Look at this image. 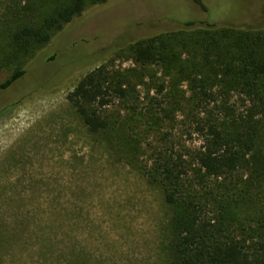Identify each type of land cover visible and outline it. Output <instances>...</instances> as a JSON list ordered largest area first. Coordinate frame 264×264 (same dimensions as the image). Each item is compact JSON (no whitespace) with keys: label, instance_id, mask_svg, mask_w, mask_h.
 <instances>
[{"label":"trees","instance_id":"1","mask_svg":"<svg viewBox=\"0 0 264 264\" xmlns=\"http://www.w3.org/2000/svg\"><path fill=\"white\" fill-rule=\"evenodd\" d=\"M108 1L10 0L4 20L14 67L0 89L25 75L18 61ZM128 53L132 66L103 63L67 98L89 132L161 192L166 264H264V26L187 19L129 43ZM118 102L124 108L113 112ZM177 129L198 146L179 142ZM72 251L58 262L86 264L76 257L84 248Z\"/></svg>","mask_w":264,"mask_h":264},{"label":"rangeland","instance_id":"2","mask_svg":"<svg viewBox=\"0 0 264 264\" xmlns=\"http://www.w3.org/2000/svg\"><path fill=\"white\" fill-rule=\"evenodd\" d=\"M203 1L207 12L193 0L91 5L30 60L18 61L25 75L0 89V264H60L59 253L73 246L84 248L76 257L86 264H166L169 216L161 192L89 132L67 97L103 63L132 66L129 43L187 19L264 26V0ZM9 2L0 0V82L14 67L4 20ZM139 89L144 105L146 87ZM122 108L118 102L111 109Z\"/></svg>","mask_w":264,"mask_h":264}]
</instances>
